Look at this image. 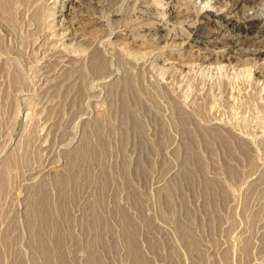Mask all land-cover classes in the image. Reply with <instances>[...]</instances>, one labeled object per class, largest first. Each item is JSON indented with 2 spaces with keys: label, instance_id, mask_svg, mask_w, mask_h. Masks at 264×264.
<instances>
[{
  "label": "rangeland",
  "instance_id": "rangeland-1",
  "mask_svg": "<svg viewBox=\"0 0 264 264\" xmlns=\"http://www.w3.org/2000/svg\"><path fill=\"white\" fill-rule=\"evenodd\" d=\"M6 1L0 169L11 166L0 188V264H45L31 213L42 195L53 264H134L129 236L140 264H264V59L250 71L174 62L234 54L238 40L245 51L264 45V25L213 39L217 25L193 15L223 8L264 20V0L180 1L178 20L164 8L170 0ZM194 20L203 36L181 49ZM86 141L94 155L76 158Z\"/></svg>",
  "mask_w": 264,
  "mask_h": 264
},
{
  "label": "bare ground",
  "instance_id": "bare-ground-1",
  "mask_svg": "<svg viewBox=\"0 0 264 264\" xmlns=\"http://www.w3.org/2000/svg\"><path fill=\"white\" fill-rule=\"evenodd\" d=\"M10 1V0H9ZM15 1V0H14ZM37 1V0H36ZM171 1L172 0H170V1H168V5L167 6H164V8H166L168 11H170L169 12V15L168 16H170V18L171 19H175V20H178L179 18H181L186 12H184V10H181V9H178V5H179V2L181 1V2H184V1H186V0H177L176 2H175V4L174 5H171ZM195 1V0H194ZM211 1V0H210ZM253 2V0H246L245 2V4H243V6H247V7H250L251 5H250V2ZM73 2V4L74 3H77L78 1L77 0H73L72 1ZM196 2V1H195ZM213 2V1H212ZM215 2H218V0H215ZM6 3H7V1L6 0H1L0 1V6H1V8H3V6L5 5V7H6ZM38 3V2H37ZM247 3H249V5H247ZM10 4V3H9ZM144 4V3H143ZM41 5H43V4H41ZM75 5V4H74ZM76 5H79V4H76ZM99 5V4H98ZM139 5V4H138ZM226 6V5H225ZM238 6H239V4H236L235 3V7L236 8H238ZM43 7V6H42ZM7 8V7H6ZM220 8V7H219ZM75 9V8H74ZM88 9V8H87ZM93 9V8H92ZM136 9V8H135ZM230 9V8H229ZM232 10V9H231ZM4 11V10H3ZM244 11H245V9H244ZM229 12V11H228ZM39 13V12H38ZM194 13V12H193ZM192 13V14H193ZM42 14V13H41ZM67 14V13H66ZM191 14V15H192ZM246 14V13H245ZM194 15V17L195 18H197V20L198 19H205V21L207 22V23H214L215 25H217V27L219 28L217 31H215L214 33H212L210 36L208 35L207 37L208 38H217L218 36L220 37V36H222V31L225 29V28H230L231 30H232V32L234 33V34H236L238 37H240V36H242V35H244V36H251L252 35V33H254V32H257L263 25H264V20H262V19H259V18H257V16L255 15V14H246L245 16H243L241 19H239L237 16H234V15H231L230 13H224V10H223V8H220V9H218V10H216V11H212V10H210V9H207L206 11H204V12H202V13H196V14H193ZM184 16H186V15H184ZM67 19V18H66ZM183 19V18H182ZM193 19V18H192ZM189 20V19H188ZM197 20H194L189 26H188V28L190 29L189 30V32L187 31V33L188 34H186V35H184L183 33L181 34L182 35V42H181V44H180V47L179 48H183L185 45H187L188 47H190L191 48V50H192V47L194 46V43H196L197 42V39H199V38H201L202 36L200 35V32H198L199 31V28H198V26H200L202 23L199 21V22H197ZM48 21V20H47ZM149 21V20H148ZM117 23V22H116ZM181 24H182V22H181ZM62 25V24H61ZM118 25V24H117ZM120 25V24H119ZM139 25V24H138ZM170 25V20H164V21H162V23L160 24V28L162 27V28H166V27H168ZM172 25V24H171ZM184 25V24H183ZM152 27V26H151ZM176 27H179V26H177L176 25ZM179 28H181L182 29V27L180 26ZM201 28V27H200ZM69 30V29H68ZM93 30V29H92ZM185 30V29H184ZM182 31H183V29H182ZM226 31V30H225ZM224 32V31H223ZM66 33V32H65ZM232 34V33H231ZM97 36V35H96ZM171 36V35H170ZM183 36H184V38H183ZM63 37V36H62ZM95 37V36H94ZM141 37V36H140ZM168 37V36H167ZM174 37V36H173ZM171 38V37H170ZM119 39V38H118ZM177 39V38H176ZM181 39V38H180ZM236 39V38H235ZM239 39V38H238ZM171 40V39H170ZM245 40V39H244ZM52 41V40H51ZM114 41V40H113ZM165 41V40H164ZM176 41V40H175ZM174 41V42H175ZM235 41V40H234ZM119 42V41H118ZM122 42V41H121ZM124 42V41H123ZM173 42V41H172ZM244 42L245 41H236V42H233L232 44H234V46L235 47H238L239 49V51L238 52H235L233 49L232 50H230V52H232V53H234V54H231V55H220V56H218V57H212V56H209L210 54L209 53H205V54H202V55H198V56H195V57H193V56H189L188 54H187V52H186V54L187 55H184V56H182L181 54H180V56L179 57H175L174 59V62L175 61H177L183 68H189V67H191L193 64H194V62H199L201 65H203L204 67H206V68H208V69H210V70H215V71H222V70H224V69H227V68H233V69H237V68H239V69H242V70H244V71H250V69L252 70L253 68H250V67H248V64L250 63V60H256V59H261L262 57H263V59H264V45H261V44H257V45H255V46H253L254 48L253 49H250V50H248V51H245L244 49H243V45H244ZM125 43V42H124ZM127 43V42H126ZM263 43V42H262ZM120 44V43H119ZM118 44V45H119ZM72 45V44H71ZM171 45V44H170ZM246 45V44H245ZM244 45V46H245ZM174 46V45H173ZM159 47V46H158ZM164 47V46H163ZM187 47V48H188ZM222 47V46H221ZM50 48V47H49ZM143 48V47H142ZM157 48V47H156ZM82 49V48H81ZM148 49V48H147ZM158 49V48H157ZM236 49V48H235ZM149 50H151V49H149ZM186 50V49H185ZM188 50V49H187ZM186 50V51H187ZM208 50V49H207ZM229 50V49H228ZM143 51V50H142ZM145 51V50H144ZM102 52V51H101ZM148 52V51H147ZM161 52V51H160ZM188 52H190V51H188ZM207 52V51H206ZM74 53V52H73ZM149 54H150V52H149ZM235 54H238V56H236ZM102 55V54H101ZM104 55V54H103ZM44 56V55H43ZM102 58H103V56H101ZM153 57V56H152ZM139 58V57H138ZM148 59V58H147ZM153 59V58H152ZM238 59V60H237ZM172 60V59H171ZM237 60V62H234L233 63V61H236ZM262 60V59H261ZM95 61V60H94ZM98 63H97V62ZM95 62L97 63V65L96 66H105V64L103 65L102 63V61L99 59H97ZM156 61V60H155ZM173 61V60H172ZM257 61V60H256ZM170 62V61H169ZM173 62V63H174ZM105 63V62H104ZM176 63V62H175ZM260 63H261V61H260ZM48 64V63H47ZM92 65V64H91ZM172 65V64H171ZM255 66V65H254ZM259 66V64L257 65V67ZM163 67V66H162ZM242 67V68H241ZM251 67H253V66H251ZM262 68H263V66H261ZM49 68V67H48ZM100 68V67H99ZM173 68V67H172ZM261 68V69H262ZM198 69V68H197ZM259 69V68H258ZM264 69V68H263ZM262 69V70H263ZM42 70V69H41ZM166 70V69H165ZM204 70V69H203ZM255 70V69H254ZM253 70V71H254ZM167 71V70H166ZM178 71V70H177ZM168 73V72H167ZM218 74V73H217ZM259 74H260V78L262 77L263 79H260V80H263V82H264V70L263 71H259ZM48 75V74H47ZM164 76V75H163ZM259 76V75H258ZM168 77V76H167ZM211 77V76H210ZM251 77V76H250ZM110 78V77H109ZM181 78V77H180ZM225 78V77H224ZM18 80V79H17ZM220 80H221V78H220ZM187 81V80H186ZM198 81V80H197ZM210 81H211V79H210ZM217 82V81H216ZM262 82V81H261ZM259 83V82H258ZM228 84V83H227ZM234 85V84H233ZM242 86V85H241ZM250 86V85H249ZM44 87V86H43ZM172 87V86H171ZM191 88V87H190ZM173 89V88H172ZM176 89V88H175ZM237 89V88H236ZM167 90V89H166ZM219 90V89H218ZM241 90V89H240ZM168 91V90H167ZM262 91V90H261ZM232 92V91H231ZM177 93V92H176ZM179 93V92H178ZM201 93H203V92H201ZM206 93V92H205ZM238 93V92H237ZM252 93V92H251ZM253 94V93H252ZM171 95V94H170ZM174 95V94H173ZM255 95V94H254ZM253 95V96H254ZM179 96V95H178ZM194 96V95H193ZM196 96V95H195ZM214 96V95H213ZM237 96H238V94H237ZM252 96V95H251ZM202 97V96H201ZM236 98V97H235ZM230 99V98H229ZM251 99H252V97H251ZM182 100H183V98H182ZM250 100V99H249ZM253 100V99H252ZM207 101V100H206ZM211 101V100H210ZM178 102H180V101H178ZM199 102V101H198ZM201 102V101H200ZM259 102V101H258ZM204 103V102H203ZM234 103V102H233ZM194 104V103H193ZM228 104H229V102H228ZM246 104V103H245ZM178 105V104H177ZM230 105V104H229ZM228 105V106H229ZM196 106H201V104L200 105H196ZM191 107V106H190ZM203 107V106H202ZM197 108V107H196ZM179 109V108H178ZM180 109H182V111H185V110H183V108H180ZM195 108H193V110H194ZM177 110V109H176ZM197 110V109H196ZM209 110V109H208ZM224 110V109H223ZM203 111V110H202ZM215 111V110H214ZM198 112V111H197ZM177 113V112H176ZM188 113V112H187ZM204 113H205V111H204ZM210 113V112H209ZM188 115V114H187ZM186 115V116H187ZM216 115V114H215ZM204 116H207L206 114L204 115ZM221 117V116H220ZM179 118V117H178ZM192 118H193V116H192ZM186 119V118H185ZM188 119V118H187ZM203 119H204V117H203ZM207 119V118H206ZM184 120V119H183ZM194 121H196V120H194ZM201 121V120H200ZM205 121V120H204ZM189 122V121H188ZM207 122V121H206ZM199 124V123H198ZM200 124H201V122H200ZM218 124V123H217ZM261 124V123H260ZM189 125V124H188ZM235 127H237L236 125H234ZM200 127V126H199ZM198 127V128H199ZM205 127V126H204ZM229 129V128H228ZM233 129V128H232ZM263 130V129H262ZM215 131V130H214ZM237 131V130H236ZM244 131V130H243ZM195 132V131H194ZM218 133V132H217ZM216 133V134H217ZM227 133H228V131H227ZM246 133V132H245ZM193 135H195V134H193ZM227 135V134H226ZM239 135V134H238ZM247 135V134H246ZM190 136V135H189ZM188 136V137H189ZM214 136V135H213ZM218 135H215L214 137H217ZM240 136V135H239ZM218 138V137H217ZM219 139V138H218ZM227 139V138H226ZM229 139V138H228ZM196 141V140H195ZM24 143V142H23ZM240 143V142H239ZM245 143V142H244ZM91 144V143H90ZM89 144V142H85V143H83L81 146H80V148L76 151V158L77 157H84V158H87V156L89 155V157L88 158H91L90 157V155L91 154H93V152H91V147H93V146H89L90 145ZM24 145V144H23ZM102 146V145H101ZM188 149V148H187ZM191 150V149H190ZM23 151H24V149H23ZM24 153V152H23ZM28 153V152H27ZM91 153V154H90ZM20 154V153H19ZM72 154V153H71ZM196 154V153H195ZM94 155V154H93ZM93 155H91V156H93ZM25 156H27V155H25ZM24 156V157H25ZM73 156H75V154L73 155ZM19 157V156H18ZM80 157V158H81ZM14 158V157H13ZM75 157H73V161H75L76 159H74ZM24 159V158H23ZM83 158H81V160H82ZM10 160V159H9ZM71 160V159H70ZM80 160V161H81ZM90 160V159H89ZM78 161V160H77ZM8 163H9V161H8ZM11 163V162H10ZM9 163V165L11 166V164ZM74 163H78V162H74ZM73 163V164H74ZM82 163V162H81ZM80 163V164H81ZM72 164V165H73ZM79 164V163H78ZM78 164H77V166H78ZM79 164V165H80ZM9 165L7 164L6 166L7 167H9ZM76 165V164H75ZM82 165V164H81ZM84 165V164H83ZM4 167V166H3ZM6 167V168H7ZM88 167V166H87ZM6 168H4L3 170H1L0 169V188H1V186L2 185H4L3 183L4 182H6V184H7V178L5 179V173H4V170L6 169ZM78 168V167H77ZM78 170V169H77ZM6 171H7V169H6ZM78 172V171H77ZM82 172V171H81ZM105 173V172H104ZM104 176H106V175H104ZM61 178V177H60ZM106 178V177H105ZM58 179V178H57ZM108 179V178H107ZM4 180H6V181H4ZM57 181V180H56ZM61 181H62V179H61ZM61 181H60V184H61ZM64 182V181H63ZM106 182V181H105ZM66 183V182H65ZM5 184V185H6ZM66 186V185H65ZM65 186H63V187H65ZM43 187H44V185H43ZM171 187H173V186H171ZM3 188V187H2ZM1 188V189H2ZM43 189V188H42ZM44 189H45V187H44ZM167 189V188H166ZM171 190V189H170ZM1 191V190H0ZM38 191V190H37ZM40 191V190H39ZM38 191V192H39ZM47 190H45V192H46ZM44 192V193H45ZM43 193V192H42ZM43 193V194H44ZM36 194V193H35ZM40 196H41V194H40ZM49 196V195H48ZM59 196V195H58ZM49 199H51V198H49ZM49 199H47V197L46 196H44V195H42L41 196V199H37L36 201L34 200V202H33V205H31L32 206V210H31V213H32V215H33V220H34V231L36 232L35 234H36V236L38 237V241H39V243H38V249L40 250V252H41V254H42V258H43V260H44V263L45 264H53L52 263V260H51V252H50V250L48 249V247H49V245H48V243L46 242V238L48 237H46L45 238V233H46V230L47 229H45V227L47 228V227H49L48 226V218H50V214H51V212H50V206H49V204L46 202L47 200H49ZM36 202V203H35ZM35 203V204H34ZM52 207V206H51ZM65 208V207H64ZM67 209V208H66ZM94 212V211H93ZM52 215V214H51ZM97 215V214H96ZM96 215H94L95 217H96ZM99 215V214H98ZM97 215V216H98ZM31 217V216H30ZM93 217V216H92ZM100 217V216H99ZM66 218V217H65ZM68 218V217H67ZM122 218H123V220L125 221V223H130V221H128V216H126V213H125V215H123L122 216ZM95 219V218H94ZM93 219V220H94ZM97 217H96V221H97ZM49 220H51V218L49 219ZM130 220V219H129ZM95 221V220H94ZM95 221V222H96ZM52 222V221H51ZM50 222V223H51ZM65 222V221H64ZM33 223V222H32ZM94 223V222H93ZM98 223V222H97ZM31 224V223H30ZM46 225V226H45ZM51 225V224H50ZM132 225V224H131ZM127 227H128V225H126ZM131 227H133V226H131ZM52 229V228H51ZM130 229V228H129ZM49 232V231H48ZM47 232V233H48ZM32 234V233H31ZM131 234V233H130ZM61 237H62V234H61ZM37 239V238H36ZM133 239H135L134 237L132 238H130V236L128 237V243H129V246H130V248H131V251H133L132 253H133V255H134V264H140L139 262L140 261H142L141 259L140 260H138V256L140 255L139 254V249H138V247L136 246L137 245V243L135 244V240L133 241ZM5 240V239H4ZM33 240V239H32ZM33 242H34V240H33ZM7 243V242H6ZM37 243V242H36ZM139 244V243H138ZM2 246V245H1ZM36 248V247H35ZM50 248V247H49ZM1 249V248H0ZM37 249V248H36ZM142 250V249H141ZM1 251V250H0ZM38 252V251H37ZM142 252V251H141ZM140 252V253H141ZM62 253V252H61ZM64 253V252H63ZM0 254H1V252H0ZM63 255V254H62ZM66 255V254H65ZM2 256V255H1ZM96 256V255H95ZM94 256V257H95ZM142 256V255H141ZM140 256V257H141ZM98 257V256H97ZM227 257V256H226ZM225 257V258H226ZM142 258V257H141ZM19 259V258H18ZM35 259H37V258H35ZM61 259H64L63 258V256H62V258ZM61 259H60V261H58V262H61ZM4 260V259H3ZM11 260V259H10ZM13 262V261H12ZM11 263V262H10ZM22 263H24V262H22ZM62 263H63V261H62ZM66 263H69V262H66ZM15 264V263H14ZM61 264V263H60ZM133 264V263H132Z\"/></svg>",
  "mask_w": 264,
  "mask_h": 264
}]
</instances>
